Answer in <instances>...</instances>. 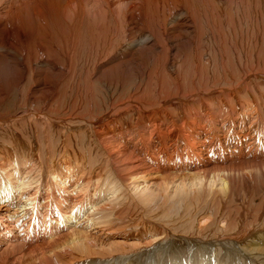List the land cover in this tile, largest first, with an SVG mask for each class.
Here are the masks:
<instances>
[{
    "label": "bare ground",
    "instance_id": "6f19581e",
    "mask_svg": "<svg viewBox=\"0 0 264 264\" xmlns=\"http://www.w3.org/2000/svg\"><path fill=\"white\" fill-rule=\"evenodd\" d=\"M258 51L264 0H0V264H264V73L204 68Z\"/></svg>",
    "mask_w": 264,
    "mask_h": 264
},
{
    "label": "rangeland",
    "instance_id": "374dc122",
    "mask_svg": "<svg viewBox=\"0 0 264 264\" xmlns=\"http://www.w3.org/2000/svg\"><path fill=\"white\" fill-rule=\"evenodd\" d=\"M232 56H235V58H233ZM236 56L237 54H231V55L229 54L230 58L227 56V58L230 61L228 65H225V64L223 65V62H221L222 61L221 57L217 56L214 58V60H211L209 63H206L204 68L206 69V72H209L210 76H228L227 78L235 77L236 82L240 81V79L244 76L246 72L255 73V72L262 71L261 73H264V57L260 58L259 51L255 52L254 54L251 53L249 57L250 59H246V58L244 59L243 56H237L239 58L238 59ZM246 60H249L251 63L247 62ZM147 78L148 76L145 75V77L140 78L138 80H132L133 82L131 81L125 86L116 84V81L113 82V81H108V80H100V81L93 82L92 80L91 88H90V85L87 86L89 89V93L87 95L81 94L80 96L81 99H85V100H80V98H77L78 95H77V92L75 91H73V93L71 94L66 92L67 95H65L64 92L69 90L70 88V85H68L67 87H65L67 89H65V91L62 93L63 94L62 100L66 99L68 103L70 100H75L76 104L73 108H75L76 111H78L79 113H84V114L88 113L90 105H92L95 110H98L99 108L98 111H102L106 113L110 109L109 106L111 103V98L115 94H118V96H123L124 94L125 95L127 94L126 96H130L136 89V86L139 85L140 83L144 84L147 81ZM191 79L193 80L194 76H192V78H190L189 80ZM198 84H201V82H199ZM259 94L264 95V92L260 91ZM21 100L22 99L20 97V94L15 92L14 96L12 95V97L9 100H7L3 106H1L0 113L15 112L19 108L18 106L21 105L22 103ZM81 101H86L85 106L83 104V109H81L80 105H77V104H80ZM73 108L69 109V111L70 112L75 111L73 110ZM62 109H63V106H62ZM67 110L68 109H66L65 111ZM26 128L28 129V126H26ZM11 129H12L11 127H8L5 130H0V149L1 147H3L2 149L7 150L8 148L12 147L13 145L12 135L11 134L9 135V133L12 132ZM23 130H18V133L20 134L30 133L29 129L28 131L25 129L24 132H22Z\"/></svg>",
    "mask_w": 264,
    "mask_h": 264
}]
</instances>
